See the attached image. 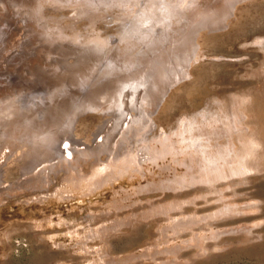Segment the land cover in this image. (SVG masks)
I'll list each match as a JSON object with an SVG mask.
<instances>
[{
  "label": "rangeland",
  "instance_id": "374dc122",
  "mask_svg": "<svg viewBox=\"0 0 264 264\" xmlns=\"http://www.w3.org/2000/svg\"><path fill=\"white\" fill-rule=\"evenodd\" d=\"M149 1L0 0V107L5 102L25 100L27 96L39 100V96L43 99L42 96L48 93H53L52 97L59 96L57 99L66 92L68 96L78 94L86 90L85 86L89 88L96 84L94 79L101 75L104 66H107V72H104L107 80L114 75L124 77L125 70L142 72L150 65L154 68L158 65L159 69L167 67L168 74H173L171 77L176 74L166 84L160 81L156 90L148 85L152 88L148 91L156 94L153 105L140 106L137 102L133 105L137 104L139 108L127 105L119 112L125 113L122 116L125 118L127 111L133 116H145L147 112L143 119H146L148 129L143 134L148 139L138 140L131 135L124 141L128 149H133L130 156L135 154L132 156L136 158L135 163L123 165L122 158L113 163L112 157L105 156L106 152H102L96 161L93 156L81 158L74 154L71 159L78 167L80 177L74 170L68 173L51 170L46 185L36 188L17 183L23 177L20 176V162L25 160L23 155L1 160L0 152L4 180L0 185V264H105L101 260L107 258V255L103 256V250L116 258L114 264H264V0H234V8L232 4L227 6L229 13L213 15H218L217 24L212 23L216 26L210 25L208 18L215 13L212 8H217L223 0H209L210 5L208 0H197L199 3L196 0H171L172 14L166 22L159 18L152 24L149 41L138 44L136 51L135 47L123 44L125 39H121L116 47L109 44L102 51L103 58L83 55L82 49L87 42H100L101 39L110 43L119 36L121 25L136 15L137 8L149 5L146 8L149 9L154 5L150 10H155L157 1ZM74 6H86L91 11L85 8L86 14L76 16ZM200 8H207L202 9L206 13L210 10L208 18L205 13L206 16L200 19L201 22L204 19L203 23L191 15ZM88 12L94 14V21L83 17L88 16ZM190 17L193 21L188 19ZM197 20L202 28L195 26L200 24ZM190 36L193 39L189 41ZM127 39L126 43L129 42ZM180 39L184 40L183 44ZM190 43H194L193 46ZM188 45L194 47V51L189 50L192 48ZM177 48H187V53L184 49L182 53L178 52ZM162 52L168 54L169 59L163 63L160 61L163 57L157 58L159 62L155 59V55L162 56ZM108 55L113 57L110 63L108 61L109 65L114 64L112 66L102 65ZM181 56H186L188 63ZM129 57L135 60L134 63L128 60ZM126 59L133 65H128ZM177 66L183 72H179ZM81 80L85 84L83 87ZM10 96L14 99L10 100ZM45 98L46 101L52 99ZM129 107L137 111L127 109ZM86 110L78 114L73 127L78 141L93 144L108 130L107 146L115 145L119 138H115L118 133L114 127L122 118L116 116L118 112L110 111L113 113L110 115L105 108ZM193 120L194 126L199 125L202 129H194V134L201 133V140L209 141L211 153L221 147L243 156L245 145L247 147L251 142L253 147L247 156L250 168L243 173L230 174V165L235 162L228 161L222 168L223 177L211 178L213 184L207 183L205 174H202L204 178L200 177L206 181L196 177L195 183L191 181V175L201 174L195 164V149H185L193 137L189 132V135L186 133L189 137L182 140L179 132L189 127ZM113 122L117 123L113 126ZM165 139L174 145L170 147L178 150L174 153L173 149L160 158V155L150 156L159 152L161 140ZM146 144L152 153L156 152L151 154ZM82 145L77 148L84 149ZM65 146L61 144V147ZM189 162L195 165L194 168H189ZM210 176L214 177L213 174ZM185 179V186L174 183ZM169 206H173L171 210ZM189 217L193 219L190 225L173 232L175 221ZM121 221L123 223L116 230L111 228ZM170 248L171 251H166ZM154 250L159 251L153 255L156 257L142 255ZM132 255L138 258L127 259Z\"/></svg>",
  "mask_w": 264,
  "mask_h": 264
},
{
  "label": "bare ground",
  "instance_id": "6f19581e",
  "mask_svg": "<svg viewBox=\"0 0 264 264\" xmlns=\"http://www.w3.org/2000/svg\"><path fill=\"white\" fill-rule=\"evenodd\" d=\"M134 1H136V3H137V0H134ZM149 1V0H148ZM155 1H157V4L155 3V2H153V3H155L156 4V7H155V10L153 9V10H150L151 8H152V6L154 7V5H151L150 7L151 8H149V9H146L147 7H149V5H148V3L146 4L145 2V4L144 5H148L146 8H145V6H141V7H139V8H137L136 6H135V8H137V13H136V15L132 18V19H130L131 17H129V20H127V21H125L127 24H124L123 23V26L121 25V27H120V32H119V36H116V37H114L115 39H112L111 40V42L109 43V41L107 42L106 40H101L100 39V42L98 41V40H91V42L88 44V42H87V46L85 47V48H83L82 50H84V53H83V55L86 57V58H99V57H102L103 55V53H102V51H104L105 49H106V47H108L109 46V44L110 45H114L115 47L117 46V44H118V42H119V40H121V39H127V38H129V39H131V40H129V39H127V41H129L128 43H126V41L124 40L123 42H125V43H123V44H128L127 45V47H129V48H133V47H135V51H136V46H138V44H144V43H146L147 41H149V38H150V31L152 30V28H151V26H152V24L155 22V21H157V19H159V18H161V20H163L164 22H166L165 21V19H167V18H169V16H170V14H172L171 13V9H173L174 10V8H172L171 7V5H172V3H171V0L169 1V0H155ZM192 0H189V2H191ZM201 1V0H200ZM204 1V0H203ZM234 0H223V2H221L220 1V5H218V7L217 8H212L213 9V13L214 14H212V12L211 13H209L210 15L212 14V16H208V12L210 11V10H208V12L206 13V11H203V10H207V8L209 9V7H207V8H200V9H198L195 13V15L194 14H191V15H193V16H196L195 18L196 19H198V20H200L201 18H204L203 16H206L207 18H208V20H209V22H211V24L210 25H212V26H214L215 24H217V22L219 21V20H217V16L218 15H222V14H224L229 8L228 7H230L231 6V4H232V2H233ZM142 2V1H141ZM150 2V1H149ZM192 2H195V0L194 1H192ZM196 2H197V0H196ZM212 2H214L213 0H212ZM197 3H199V1L197 2ZM203 4H204V2H202ZM206 3V2H205ZM210 3H211V1H210ZM210 3H209V0H208V5H210ZM219 3V2H218ZM217 3V4H218ZM201 4V3H200ZM207 4V3H206ZM205 4V5H206ZM78 5H80V4H78ZM77 5V6H78ZM81 5H83V4H81ZM137 5V4H136ZM140 5V4H139ZM205 5H204V7H205ZM214 5V4H213ZM213 5L211 6V7H213ZM235 5V4H234ZM76 6V5H75ZM74 6V7H75ZM191 6V5H190ZM193 6V5H192ZM191 6V7H192ZM196 6H197V4H196ZM195 5H194V7H196ZM221 6H223V8L221 7ZM228 6V7H227ZM73 7V8H74ZM191 7H190V9H191ZM219 7H221V8H219ZM226 7H227V9H226ZM231 7H233L234 8V6H233V4H232V6ZM76 8V9H75ZM74 9V12H75V14H76V16H79V15H81V14H86V6L84 7H82V6H80V7H75ZM86 8V9H85ZM196 8H198V6L196 7ZM232 8V9H233ZM88 9H89V7H88ZM87 9V10H88ZM203 9V10H202ZM211 9V8H210ZM231 9V8H230ZM231 9V10H232ZM90 10V9H89ZM91 11V10H90ZM219 11H221V12H219ZM228 12V11H227ZM206 13V15H204ZM218 14V15H216L215 17L213 16V15H215V14ZM229 13V12H228ZM230 14H231V11H230ZM74 15V14H73ZM88 16H83V17H88V19H90V21L91 20H93V17H94V14L93 13H89L88 12V14H87ZM190 15V16H191ZM193 16H191L192 17V19H193ZM74 17V16H73ZM82 17V16H81ZM191 17L190 18H188L189 20H191ZM194 18V19H195ZM216 18V19H215ZM220 18V17H219ZM222 18V17H221ZM224 18V17H223ZM225 18H226V16H225ZM114 19V18H113ZM193 19V20H194ZM195 19V20H196ZM95 20V19H94ZM93 20V21H94ZM184 20V19H183ZM193 20H191V21H193ZM194 20V21H195ZM197 20V22H199ZM203 21H204V19H202ZM207 20V19H206ZM225 20V19H224ZM224 20H221V22L222 21H224ZM116 21V20H115ZM122 21V20H121ZM120 21V22H121ZM168 21V20H167ZM203 21L201 22V20H200V22L201 23H203ZM171 22V21H170ZM199 22V23H200ZM208 22V23H209ZM172 23V22H171ZM189 23V22H188ZM195 23V22H194ZM197 24V25H195L196 27L198 26V25H202V24ZM205 23H207L206 21H205ZM212 23H215V24H212ZM121 24H122V22H121ZM159 24V23H158ZM158 24H154V25H158ZM160 24H161V22H160ZM162 24H164V23H162ZM219 24H220V22H219ZM223 24V23H222ZM222 24H221V26H222ZM166 25V24H165ZM186 25H187V23H186ZM205 25V24H204ZM203 25V26H204ZM207 25V24H206ZM159 26H161L162 27V25H159ZM158 26V27H159ZM216 26V25H215ZM218 26H220V25H218ZM119 27V26H118ZM117 27V28H118ZM154 27V26H153ZM160 27V28H161ZM190 27V26H189ZM195 27V28H196ZM1 28V27H0ZM192 28L194 29V27H193V25H192ZM198 28V27H197ZM201 28H202V26H201ZM2 29H3V27H2ZM6 29V28H5ZM154 29V28H153ZM191 29V28H190ZM157 30V29H156ZM195 30V29H194ZM192 31V29H191V31L192 32H196V31ZM198 30V29H197ZM118 31H119V29H118ZM152 32H153V30H152ZM197 33H198V31H197ZM158 34V33H157ZM164 34H166V33H164ZM182 34V33H181ZM190 34H194V33H191L190 32ZM11 35V34H10ZM159 35V34H158ZM186 35H187V33H186ZM196 35V34H195ZM157 36V35H156ZM161 36V35H160ZM187 36H189V35H187ZM187 36H185V37H187ZM184 37V36H183ZM192 37V38H191ZM160 38V37H159ZM158 38V39H159ZM168 38V37H167ZM171 38V37H170ZM169 38V39H170ZM182 38V37H181ZM190 39H193V36H190L189 37V41H190ZM174 40V39H173ZM176 40V39H175ZM181 40V39H180ZM179 40V41H180ZM102 41H106V42H102ZM155 41V40H154ZM171 41V40H170ZM178 41V40H177ZM182 41V40H181ZM184 41V40H183ZM183 41H182V44H183ZM151 42V41H150ZM152 42H153V40H152ZM186 42H187V40H186ZM167 44H168V42H166ZM174 43H176V42H174ZM174 43H172V44H174ZM181 42H179V45H181L180 44ZM86 44V43H85ZM158 44V43H157ZM191 44V43H190ZM193 44L194 43H192L191 45L193 46ZM62 45V44H61ZM122 45V44H121ZM148 45V44H147ZM166 45V44H165ZM171 45V44H170ZM176 45V44H175ZM178 45V46H179ZM185 45V44H184ZM183 45V46H184ZM196 45V44H195ZM45 46H46V44H45ZM164 46V45H163ZM163 46H161V47H163ZM182 46V45H181ZM180 46V47H181ZM189 46V48H192V46L190 47V45H188ZM114 47V48H115ZM121 47V46H120ZM150 47V46H149ZM171 47V46H170ZM177 47V46H176ZM44 48V47H43ZM46 48V47H45ZM110 48V47H109ZM140 48V47H139ZM168 48V47H167ZM173 48H175V46L174 47H172V49ZM194 48V47H193ZM193 48L192 49H189V50H193ZM61 49V48H60ZM120 49V48H119ZM125 49V48H124ZM143 49V48H142ZM141 49V50H142ZM149 49V48H148ZM159 49V48H158ZM172 49H170V51L172 50ZM177 49H179V48H177ZM184 49V48H183ZM177 50L178 52H181V51H184L185 49H187V48H185L184 50ZM130 50V49H129ZM163 50H165L164 48H163ZM174 51H175V49H173ZM134 51V53H136ZM169 51V52H170ZM176 51V52H177ZM194 51V50H193ZM119 52V51H118ZM121 52H123V51H121ZM126 52V51H125ZM144 52V51H143ZM156 52H158V51H156ZM155 52V53H156ZM175 52V53H176ZM133 53V52H132ZM160 53V52H159ZM182 53V52H181ZM185 53H187V50H185ZM191 53V52H190ZM80 54V53H79ZM157 54V53H156ZM162 54V56H156L155 55V59H157L158 57H159V59L161 58V57H163V58H161L162 60H160L162 63L163 62H166L167 60H169L168 59V54H163V52L161 53ZM120 55V54H119ZM137 55H139L138 53H137ZM170 55H171V53H170ZM80 56V55H79ZM107 56V55H106ZM131 56V55H130ZM134 56H136L135 54H134ZM167 56V58H165ZM82 57V56H81ZM109 57V58H108ZM108 57H106L105 58V62L102 64V65H107V63H108V61H109V63H110V61H112L113 60V57H111V56H109L108 55ZM117 57H118V54H117ZM120 57V56H119ZM132 57H133V55H132ZM148 57H149V55H148ZM152 56H150V58H151ZM172 57V56H171ZM175 57V56H174ZM182 58H183V60H186V62L188 61L187 60V57L186 56H181ZM190 57V56H189ZM103 58V57H102ZM130 58V57H129ZM136 58V57H135ZM149 58V59H150ZM137 59V58H136ZM139 59V58H138ZM155 59H152V60H155ZM176 59V58H175ZM174 59V60H175ZM83 60V59H82ZM115 60V59H114ZM117 60V59H116ZM119 60V59H118ZM121 60V59H120ZM128 60H131V58L130 59H128ZM128 60L126 59V60H124V61H127L128 62ZM148 58L146 59V62L148 63ZM151 60V59H150ZM158 60V59H157ZM182 60V59H181ZM123 61V62H124ZM131 61H133V60H131ZM135 61V60H134ZM134 61H133V63H134ZM176 62L178 61V60H175ZM26 62V61H25ZM114 62V61H113ZM116 62H118V61H116ZM130 62V61H129ZM129 62H128V65H130L131 66V64H129ZM155 61H153V63H154ZM158 62H159V60H158ZM172 62H173V60H172ZM181 62V61H180ZM81 63V62H80ZM79 63V64H80ZM109 63H108V66H112V65H114V64H110L109 65ZM112 63V62H111ZM119 63V62H118ZM136 63V62H135ZM142 63H144V61L142 62ZM188 63V62H187ZM116 64V63H115ZM127 64V63H126ZM146 64V63H145ZM150 64H152V62L150 63ZM158 64H161V63H158ZM133 65V64H132ZM154 65V64H153ZM157 65V64H156ZM164 65H166V64H163L162 66H164ZM174 65V64H173ZM179 65H180V67L182 66V64L181 63H179ZM116 67H117V65H115ZM123 66H124V64H123ZM123 66L121 67V68H123ZM130 66H127V67H130ZM81 67V66H80ZM105 67L107 68V66H104V69H105ZM126 67V66H125ZM135 66H133V68H134ZM139 67H141V66H139ZM143 67V66H142ZM150 67V69H148L147 70V68H149ZM149 67H147V68H145V70L144 71H139L138 69V71L137 70H135V71H137V72H135V71H133V72H130V70L128 71V70H125L126 71V75H124V77L121 75V77L119 78V77H117L118 75H114V73L112 72H110L111 74H113L115 77H110V79L109 80H107V75L104 77V74L107 72L106 71V69L104 70V69H102L100 72H101V75H98V78H96V79H94V82H95V80H97L96 81V84H92V85H90V84H88L87 82H88V79H87V82H86V80H84V82L85 83H87L88 85H90L89 86V88H87V86H85V91H83L82 89V91L83 92H80V93H78V94H76V93H72V94H74V95H72L71 93V95H67V92L64 94V96H60V99H57L58 97H57V95H53V97H52V94H45V95H43L42 97H43V99L41 98V96H39V100H37V99H29V98H27L26 97V99L25 100H18V101H14V103H4L3 104V107H0V152H1V154H2V159L1 160H3L4 158L6 159V158H9L10 156L12 157V156H17V154H21V155H23V157H24V161H21L20 163H21V165L20 166H22L21 168V177L23 176H25V178H23L22 177V179L21 180H19L17 183H19V184H25L26 186H29V187H36V188H40V187H44L45 185H46V182H48V180L50 179V178H48V174H51V173H49V171H53V172H56V171H59V170H62V171H64V173H68V172H70V170H74L76 173H77V177H80V174H79V171H78V167H76L75 166V163L72 161V159L74 158V154H76L77 156H79V157H81V158H86V157H89V156H93V160H99L100 158H101V153L102 152H106V153H104V154H106L105 156L106 157H112V159H113V163H115L116 161H114V160H118V159H121L122 158V162L124 161V164L123 165H130L131 163H135L134 161H136L135 159L136 158H134V157H132V156H134V155H132V156H130V154L132 153V148H127L126 146L127 145H125L124 144V141H126L128 138H130V136L132 135V136H135V137H137V139L139 138V139H143L144 141H145V139H148L147 137V135L145 136V134H143L144 133V131L146 130V129H148V125L146 124V119H143V118H145V116H146V113L147 112H145V116H133V114L131 113V112H129V111H127V113L128 114H126V118L125 117H122V116H125V113H123L122 115L119 113L120 112V110H121V108H122V106H124V108H126V106L127 105H129L130 107L131 106H134L133 104H135V103H137L138 102V104L141 106V105H143V106H149L150 107V105H153L154 104V101H155V95L156 94H151L148 90H149V88L152 90V88H158V86H159V84H161V83H165L166 84V82L168 81V80H170V79H172L174 76H176V74L173 76V77H171V75H173V74H171V75H169L168 74V72H167V67L165 68V67H163V68H165V69H162V67L159 69L158 68V65H157V68H154L153 66H149ZM170 67V66H169ZM172 67V66H171ZM178 67V66H177ZM70 68V67H69ZM152 68V69H151ZM64 69V68H63ZM110 69V68H109ZM126 69H128V68H126ZM144 69V68H143ZM174 69V68H173ZM176 69V68H175ZM178 69H180L179 67H178ZM178 69H176L177 70V72H178ZM116 70V69H115ZM124 69H121V71H123ZM133 69H131V71H132ZM140 70H142L141 68H140ZM157 70V71H156ZM170 70V69H169ZM175 70V71H176ZM182 69H180L179 70V72H183V70L181 71ZM42 71V70H41ZM111 71V70H110ZM112 71H114V70H112ZM117 71V70H116ZM105 72V73H104ZM115 72V71H114ZM119 72V71H118ZM127 72H128V74H127ZM40 73V72H39ZM43 73V72H42ZM98 73V72H97ZM96 73V74H97ZM109 73V74H110ZM100 74V73H99ZM93 76H95V75H93ZM111 76V75H110ZM91 77V76H90ZM112 78V79H111ZM180 78V77H179ZM93 79V78H92ZM91 79V80H92ZM175 79V78H174ZM80 81V80H79ZM89 81H90V79H89ZM160 81H162L161 83H160ZM169 82V81H168ZM81 85H82V87L85 85H83V83H82V80H81ZM79 82H78V84H80ZM80 85V86H81ZM148 85H150V86H152V88L151 87H149ZM163 86V85H162ZM166 86V85H165ZM78 87V90H79V86H77ZM61 88V87H60ZM163 88V87H162ZM162 88H160V90L162 89ZM168 88V87H167ZM155 89V90H156ZM1 90V89H0ZM3 90V89H2ZM56 90V89H55ZM55 90H54V92H55ZM65 89H63V91H64ZM70 90H72V89H70ZM81 90H79V91H81ZM155 90H154V92L153 93H155ZM164 90V89H163ZM68 91V90H67ZM164 92V91H163ZM60 93V92H59ZM158 93H159V91H158ZM162 92H160V94H161ZM76 94V95H75ZM66 96V97H65ZM13 97H15L14 95H13ZM12 97V98H13ZM45 97H47V100H48V98H52L51 100H48V101H46L45 99ZM8 98H11V96L10 97H8ZM12 98L10 99V100H12ZM14 99V98H13ZM20 99V98H19ZM158 99V98H157ZM157 99H156V101H157ZM3 101V100H2ZM7 101V100H6ZM159 102V101H158ZM2 106V105H1ZM135 106H137V104L135 105ZM134 106V107H135ZM142 106V108H144L145 110H146V108L145 107H143ZM128 107V106H127ZM127 108V109H129V110H132V108ZM138 108H139V106H137ZM99 108H105V109H107V110H109L108 112L109 113H107V111H106V113L107 114H110V115H112L111 113H110V111H114V113H116V112H118V114H116V116H120V117H122L121 119H120V121L117 123V122H113L112 124H113V126H114V123H117V124H115V129L117 130H115L118 134H115V138H116V136L119 138V140H116L115 141V145H114V143H113V146H107V143H108V140H110V139H108V134H106V132L108 131H105V133L103 132V135H99L102 139L100 140V141H98L97 142V140H94L95 142H93V144H88V142L87 143H85L84 141H78V138H76L75 136H74V133H73V127H74V124H75V121H76V119H77V116H78V114L81 112V111H84V110H86V109H92V110H97V109H99ZM141 108V109H142ZM103 110V109H102ZM123 110V109H122ZM125 110V109H124ZM134 111L136 110L137 111V109H133ZM132 110V111H133ZM145 110H143V111H145ZM149 110V109H148ZM87 111V110H86ZM105 111V110H104ZM142 111V112H143ZM140 112V111H139ZM149 112H150V110H149ZM122 113V112H121ZM81 114V113H80ZM138 114V113H137ZM140 114V113H139ZM149 114V113H148ZM147 114V115H148ZM109 116V115H108ZM115 116V115H114ZM209 116V115H208ZM211 117H212V115H211ZM117 119H119V117L117 118ZM224 119H226V118H224ZM212 119H210L209 120V122L211 121ZM217 120V119H216ZM220 120L221 119H219V122H220ZM116 121V120H115ZM150 121V120H149ZM187 121H189V120H187ZM197 122V121H196ZM214 122H218V121H215L214 120ZM226 122H228V121H226ZM189 123V122H188ZM213 123V122H212ZM194 124H195V121L193 120V122L191 121L190 123H189V127H186V128H184V129H182V131L181 132H179V135L181 136V139L182 140H186L187 139V137H189V136H186V133H188V135H189V132H190V136L191 137H193V138H190L189 139V141H187V145H185V149H186V147H193L192 149H195V152H196V154H194V155H197V157H196V165H197V168H198V170L201 172V174L200 173H198L199 174V176H198V174H193V175H191L190 177H192V178H190L189 176V178L191 179V181H195V180H197V179H200L201 180V177L203 176L202 174H205V176L204 177H207L206 178V180H207V183L209 182L210 184H213L212 182L214 181V180H212L211 178H217V177H219L220 176V178L221 177H223V170H222V168H223V166H224V163L225 164H227V162L229 161V162H231V164L232 163H234L235 162V164L234 165H230V174H234V173H243V172H245L246 170H248L249 168H250V162L249 161H247V156H248V154H249V152L252 150L251 148L253 147L252 146V144H251V142H250V144H249V146L247 145V147H246V145H245V148H244V151L245 152H243L244 153V155L242 156V155H240V153L238 154V153H233L232 152V149H229V148H225V149H221V147H220V150H219V148H217L218 149V151L217 152H215V153H211L212 151L210 150H208V147L210 146V144L208 143L209 141H203V140H201V139H203L202 138V134L201 133H197V134H194V129H196V130H199V131H202V129H200V127H199V125H196V126H194ZM201 124V123H200ZM204 124V123H203ZM202 124V125H203ZM208 124V123H207ZM216 124V123H215ZM214 124V125H215ZM110 125V124H109ZM109 125L106 127V125H105V127L106 128H108L109 127ZM186 125H187V123H186ZM209 125V124H208ZM211 126H212V124H210ZM213 125V126H214ZM111 126V125H110ZM212 126V127H213ZM228 126V125H227ZM227 126H226V128H227ZM211 127V128H212ZM215 127V126H214ZM230 127V126H229ZM104 128V127H103ZM105 129V128H104ZM109 129H111V128H109ZM208 129V128H207ZM231 129H232V127H231ZM112 130H113V127H112ZM112 130L110 131V133L112 132ZM206 130V129H205ZM233 130V129H232ZM102 131V130H101ZM100 131V132H101ZM104 131V130H103ZM114 131V130H113ZM191 131L193 132V134L191 133ZM203 131H204V129H203ZM207 131V130H206ZM116 132H114V133H116ZM149 133V132H148ZM196 133V132H195ZM203 133V132H202ZM205 134V133H204ZM208 134V133H207ZM142 135L144 136L143 138H142ZM206 135V134H205ZM111 137L110 138H112V135H110ZM209 137V136H208ZM211 137V136H210ZM138 139V140H139ZM99 140V139H98ZM136 140V139H135ZM167 139H165V141H163V140H161V142H162V148L160 149L159 148V152H157V153H155L154 154V152H156V151H154V150H152V151H154L153 153L151 152V148L147 145V148H148V150H150V152H151V154H154V155H150V156H153L154 158H155V156L157 155V157L158 158H160V157H162L161 155H165L166 153H168V152H172V150L174 149V147H170V146H172V145H170L171 143H169V142H167L166 141ZM229 140V139H228ZM229 142V141H228ZM62 143H64V144H66L67 146H65V147H61V144ZM181 143V142H180ZM183 143H184V141H183ZM218 143V142H217ZM81 144H83L84 145V149H79V148H77L78 147V145H81ZM135 144V143H134ZM139 144V143H138ZM141 144V143H140ZM247 144H248V142H247ZM82 145V146H83ZM143 145H145V144H143ZM215 145V144H214ZM233 145V144H232ZM251 145V146H250ZM136 146V145H135ZM174 146V145H173ZM211 146H212V144H211ZM137 147V146H136ZM141 148L143 147V146H140ZM146 147V146H145ZM150 148V149H149ZM175 148H177V147H175ZM184 148V147H183ZM3 149H5V150H3ZM144 149V148H143ZM188 149V148H187ZM189 149H191V148H189ZM155 150H157L158 151V149H155ZM175 150V149H174ZM176 150H178V148L176 149ZM176 150L174 151V153L176 152ZM188 152V151H187ZM179 153V152H178ZM192 153H194V152H192ZM192 153L190 154V156H189V158L192 156ZM0 154V155H1ZM140 154V153H139ZM138 154V155H139ZM149 154V153H148ZM187 154H189V153H187ZM199 154V155H198ZM21 155H18V156H21ZM137 155V156H138ZM73 157V158H72ZM104 157V156H103ZM140 157H142V156H140ZM72 158V159H71ZM139 158V157H138ZM147 158V157H146ZM153 158V159H154ZM188 158V157H187ZM186 158V159H187ZM4 159V160H5ZM26 159H28L27 161V163H26ZM112 159H111V161H112ZM74 160H76V159H74ZM83 160V159H82ZM189 160V159H188ZM195 160V159H194ZM108 161V160H107ZM110 161V162H111ZM193 161V160H192ZM76 162V161H75ZM138 162V161H137ZM183 163V162H182ZM194 163V162H193ZM181 164V163H180ZM111 165H112V163H111ZM122 165V166H123ZM193 165L194 164H191V162H189V168H194L193 167ZM110 166V165H109ZM114 166V165H113ZM195 166V165H194ZM128 166H125V168H127ZM124 168V169H125ZM110 169H111V167H110ZM118 169H119V167H118ZM121 169V168H120ZM119 169V170H120ZM123 169V170H124ZM3 167H2V165H1V162H0V185L4 182V180H3ZM119 170H117V171H119ZM190 169H188V171H189ZM122 171V170H121ZM198 171V172H199ZM75 173V174H76ZM109 173V172H108ZM113 173V172H112ZM112 173L110 174V175H112ZM190 173V172H189ZM186 174V173H185ZM211 174H213L214 175V177H212V176H210ZM102 175V174H101ZM109 175V174H108ZM197 175V176H196ZM70 176V175H69ZM82 176V175H81ZM201 176V177H200ZM107 178L109 177V176H106ZM106 177H104L105 179H106ZM197 179H196V178ZM204 177H202V178H204ZM70 178V177H69ZM74 178H75V175H74ZM96 178H98V177H96ZM95 178V179H96ZM101 178V177H100ZM103 178V177H102ZM181 178H184V175L181 177ZM78 179V178H77ZM77 179H75V180H77ZM173 179V178H172ZM171 179V180H172ZM98 180V179H97ZM102 180H104V179H102ZM170 180V179H169ZM174 180H175V178H174ZM173 180V181H174ZM189 180V179H188ZM188 180H187V182H188ZM206 180H201V181H206ZM212 180V181H211ZM23 181V182H22ZM93 181V180H92ZM99 181V180H98ZM97 181V182H98ZM101 181V180H100ZM105 181V180H104ZM173 181L171 182V183H173ZM199 181V180H198ZM95 182H96V180H95ZM102 182V181H101ZM176 182H178L180 185H184L185 186V184H186V179L185 180H178V181H175L174 183H176ZM192 182V183H193ZM197 182V181H196ZM98 183H100V182H98ZM189 183H190V180H189ZM195 183V182H194ZM206 183V182H205ZM208 183V184H209ZM95 184H97V183H95ZM101 184V183H100ZM164 185H165V183H163ZM168 184V183H167ZM167 184H166V186L165 187H167ZM178 184V185H179ZM209 184V185H210ZM10 186H12V185H10ZM164 188V187H163ZM164 206V205H163ZM173 206H169V209L171 210V208H172ZM159 209V208H158ZM164 209V208H163ZM163 212H165V211H167V210H162ZM158 212V211H157ZM193 220V219H192ZM192 220L190 219V217L189 218H187L186 220L184 219V220H180L179 219V221H175V223H173V225H172V229H173V232H179V231H181L182 229H185L186 228V226L187 225H190L191 223H192ZM121 223H123V221H121V222H119V223H115V224H113L112 226H111V228L112 229H114V230H116L117 228H118V226L121 224ZM190 223V224H189ZM193 226V225H192ZM191 228V227H190ZM171 229V230H172ZM108 230V228H106V230L105 231H107ZM168 230V229H167ZM167 230H165L166 232H168ZM165 235V234H164ZM170 241V240H169ZM155 246V245H154ZM179 247V246H178ZM180 249V248H179ZM172 250V248H170V249H166V251H171ZM154 251H156V250H154ZM154 251H152V252H150V253H148L147 251L146 252H144L142 255H144V256H147V255H150V256H153L155 253H158L159 251H156V252H154ZM104 254L105 255H107V258H105V257H102L101 258V260H102V262L104 261L105 262V264H114L115 263V261H116V258L115 257H112V256H110L109 254H108V251L106 252V250H103V256H104ZM153 257H156V256H153ZM138 257H136V256H134V255H132V256H130V257H128L127 259H129V260H131V259H137Z\"/></svg>",
  "mask_w": 264,
  "mask_h": 264
}]
</instances>
